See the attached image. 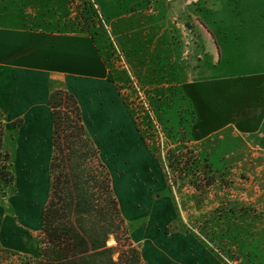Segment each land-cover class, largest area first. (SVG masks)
I'll use <instances>...</instances> for the list:
<instances>
[{"label":"rangeland","instance_id":"374dc122","mask_svg":"<svg viewBox=\"0 0 264 264\" xmlns=\"http://www.w3.org/2000/svg\"><path fill=\"white\" fill-rule=\"evenodd\" d=\"M0 26L78 33L99 52L103 79L75 92L145 264H264L261 139L197 137L184 87L203 67H264V0H0ZM0 113V264H25L39 256L51 112Z\"/></svg>","mask_w":264,"mask_h":264},{"label":"crops","instance_id":"0c3cea01","mask_svg":"<svg viewBox=\"0 0 264 264\" xmlns=\"http://www.w3.org/2000/svg\"><path fill=\"white\" fill-rule=\"evenodd\" d=\"M222 64L212 73L201 68L184 84L197 137L240 134L264 146V67L221 72ZM104 74L99 52L81 34L0 26V111L40 121L60 85L76 96L84 119L75 91L85 82L98 86Z\"/></svg>","mask_w":264,"mask_h":264},{"label":"trees","instance_id":"16d2710c","mask_svg":"<svg viewBox=\"0 0 264 264\" xmlns=\"http://www.w3.org/2000/svg\"><path fill=\"white\" fill-rule=\"evenodd\" d=\"M49 106V196L39 256L25 264H145L129 235L99 146L87 133L76 96L67 89H54ZM3 134L0 126V143ZM111 237L115 244H108Z\"/></svg>","mask_w":264,"mask_h":264}]
</instances>
